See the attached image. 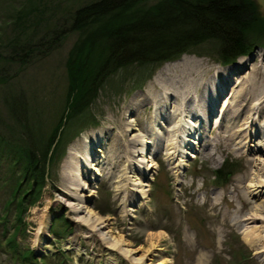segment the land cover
I'll list each match as a JSON object with an SVG mask.
<instances>
[{"label":"rangeland","instance_id":"374dc122","mask_svg":"<svg viewBox=\"0 0 264 264\" xmlns=\"http://www.w3.org/2000/svg\"><path fill=\"white\" fill-rule=\"evenodd\" d=\"M86 1L88 0H0V41L6 40L12 28L16 27L11 20L19 8L38 3V10L31 17L40 18L41 28L46 19L50 22L54 16L61 17L66 7L71 11L73 7ZM74 38L75 34L67 33L57 44L48 49L43 46L44 51L32 53L23 65L0 60V65L3 64L4 67V80L0 82V217L5 215L4 210L7 209V234L15 237L21 249H30L35 262L29 264H109V255L114 258L115 264H134L129 256L105 247L107 242L95 230H89L88 224L79 220L77 215H87V208L100 216L101 224L105 226L101 229H110L111 237L122 238L127 243L126 246L135 249L132 255L145 254L149 258L145 261L149 264H264L262 257L254 253V245L241 238L243 228L231 227L221 221L216 213L219 209L230 213L233 205L246 209L247 206L237 196L236 186L240 181L242 184L251 185L249 187L254 195L247 197L255 202H264V195L256 197L257 189L261 187L256 185L264 183V171L260 169L259 162L256 167L247 161L251 149H254V155L264 160V152L261 153L264 148H254L257 141L264 140V135L255 133L259 124L264 126V112L262 109L257 111L259 106L251 109L254 125L244 129L247 136L241 140L243 145L239 149L223 150L218 145L214 147L216 128L212 126L209 130L208 127H202L204 139L200 145H186V152H180L177 156L173 154V158L167 162L166 153L162 150L169 134L161 126L158 129L160 134L152 135L149 149L144 146L141 149L144 152L134 151V162L131 163L136 169L134 181L128 176L132 165L127 167L125 157L120 158L118 152L116 156L112 149L113 139L119 134V121L122 113H125L124 105L129 104L132 108L131 115L134 116L131 118H137L139 114L142 118L148 117L151 114L148 111L150 107L145 105L144 98L151 91H161L154 87L165 68L179 71L190 67L192 72L188 78L192 83H216L217 93L214 91L209 99L214 102L212 110L219 116L221 100H225L231 92V98H237L250 82L247 76H251L258 85L263 84V44L225 64L217 62L207 54L183 53L176 59L161 63L140 86L131 89L127 73L119 71L112 75V81L104 82L91 102L90 112L96 123L78 128L76 122H70L72 126L60 155L50 164L49 174L38 197L24 210V233L13 232L14 200L7 204L8 192L13 184L4 179L8 174L9 147H21L27 144V138L17 118L10 117L3 100L6 96L10 98V95L18 96L23 92L29 113L26 123L34 128L36 137L38 131L48 134L63 106L67 88L64 60ZM262 40L264 41V37ZM243 60L247 64L236 72L238 74L232 75L230 83H225L223 78L218 82L214 75L215 69L231 67L235 62ZM218 84L224 85L221 93L218 92ZM167 96L166 109L157 113L156 121L163 114L167 121L172 107L177 104V101H169L173 94L168 93ZM161 97V100L166 99L163 94ZM232 100L230 108L224 111V120L234 109ZM208 111L206 113L209 114ZM93 133H98L102 139L99 145L92 147V152H95L99 146L102 150L96 151V154H104L102 165L96 166L100 173L89 171L87 177L83 178L85 186L80 185L73 195L68 194L64 191L65 188L69 190L65 185L71 184H67L65 176L73 174L72 162L75 164L77 158H87V154L82 153L79 147ZM179 143L181 145L182 141ZM156 147L159 152L155 154ZM203 148L214 152V161L201 153ZM192 153L194 155L190 156ZM149 164H152L150 169ZM222 165H229L231 171L220 178L217 177L216 170ZM261 166L264 168V164ZM228 190L232 191L234 203L223 198L218 207L208 204L209 196H215L217 191ZM77 201L87 205L84 211L71 210L70 204ZM48 214L46 233L37 237L36 229ZM263 223L264 220L256 219L247 228L251 229ZM6 231L0 223V234ZM75 231H80V234L74 236ZM4 247V244L0 246V264H21Z\"/></svg>","mask_w":264,"mask_h":264},{"label":"trees","instance_id":"16d2710c","mask_svg":"<svg viewBox=\"0 0 264 264\" xmlns=\"http://www.w3.org/2000/svg\"><path fill=\"white\" fill-rule=\"evenodd\" d=\"M38 3L15 11L11 33L0 41V60L23 65L35 52L44 51L67 33L75 38L64 60L67 88L63 106L52 130L38 131L26 123L29 113L23 92L4 98L10 117L17 118L27 144L9 147L8 174L12 182L7 204L14 200L12 230L24 233V210L36 200L49 174V166L76 122L78 128L95 124L90 112L104 82L112 75H129L130 89L140 86L164 61L183 53L207 54L217 62L229 63L239 55L264 45V16L255 0H88L54 16L40 25L31 15ZM60 22V24H59ZM0 65V82L4 67ZM230 166L216 170L217 177L229 173ZM0 217L6 231L7 209ZM1 235V234H0ZM19 259L21 264L34 263L30 249H21L12 234L2 232L0 246ZM21 257V260H20Z\"/></svg>","mask_w":264,"mask_h":264},{"label":"bare ground","instance_id":"6f19581e","mask_svg":"<svg viewBox=\"0 0 264 264\" xmlns=\"http://www.w3.org/2000/svg\"><path fill=\"white\" fill-rule=\"evenodd\" d=\"M246 64V61L243 60L239 63L235 62V64L231 65V67L223 66L220 69H215L214 75L217 77L218 82H220V80L223 78L226 81L225 83H230V80L233 78L232 75L238 74L236 72H239L241 68H243L242 66ZM191 70L192 69L190 67H184L179 71H173L171 69L169 70L168 68H165L163 70L164 72L161 71L162 74L156 80L154 87L156 90L161 91L157 92L155 90V93H152L151 91L144 98L145 105L150 107L148 111H150L151 114H149L148 117L142 118L139 114L137 118H131L134 116L131 115V113H133L132 108H130L129 104L124 105L123 111H125V113H122V117L119 121V134L113 139L112 149L115 154L117 152L119 153L120 158L125 157L127 167H130L132 165L131 163L134 162V151L136 150L138 153L142 151L144 152V150H141L144 148V146H147V149H149V146L152 144V135H159L160 131L158 129H161L162 127H165L167 134H169V138L165 140V143H163L164 146L162 150V152L165 151L164 153H166L165 159L167 162L173 158V154L177 156L180 155V152H186L184 149L186 145L194 143L200 145V142H202L204 139L203 132L201 130L202 127H208L209 130L212 129V126L216 128L214 132V147L218 145L223 150H233L239 149L243 145L241 140L244 136H247L243 132L244 129L248 128L249 125H254V118L251 115V109L253 107L259 106L257 111L262 109L264 112V82L263 84L258 85L256 81L251 78V76H247L248 81H250L249 84L242 89L237 98H231V92L230 95H227L228 97L225 98V100H221V107L219 104L220 113L219 116H217V113L214 112V109L212 110L214 102L210 101L209 99L210 95L213 94L214 91L217 93V90L215 89L216 83H213L212 85L205 84L204 82L199 84L192 83L188 78L192 72ZM217 89H219L218 92L221 93L224 90V85L218 84ZM168 93L173 94V98L170 97L169 101L173 103L177 101V104L172 107L167 117V121L164 119V116L166 117L164 114L159 115V119L156 121L157 113L163 109H166ZM162 94L166 99L161 100ZM230 100L234 101L232 103L234 109L229 117L225 118L224 120V111L226 108H230ZM248 104H250V106L247 107ZM206 110L210 111H208L209 114L206 113ZM152 111L154 113L153 115ZM216 116L217 118H215ZM152 127H154V129ZM255 133H261L264 135L263 124H259V128L257 127L255 129ZM195 138H197V140ZM101 140V136L98 135V133H93L91 138L85 140V143H81L79 149L82 153L87 154V158L85 160L77 158L75 164L73 162L71 163V165L74 166V171H72L73 174L69 175V177L65 176V181H67V184H71L65 185V187H67L69 190L65 188L64 191L68 194L73 195L72 193L76 191L78 186H85L83 178L87 177L86 174L88 175L89 171L94 170L95 173H100L99 168L96 166L102 165L104 154H96V151L101 152L102 150L99 146L96 147L95 152H92V147L99 145ZM162 141L163 139L161 142ZM180 141H182L181 145L179 143ZM255 145L257 146L254 147L255 150H261L260 147L264 148V140L257 141ZM251 150L252 151L250 155H247L248 163L250 165H255L256 167L258 162L263 165L264 160L258 155H254V149ZM157 152H159V149L156 147L154 153L156 154ZM262 152H264V150H261V153ZM201 153L211 157L213 161L215 160L213 151L208 152L205 148H203ZM100 155L101 157H99ZM193 155V153L190 154V156ZM261 165L260 169L264 171V168ZM151 166L152 164H149V169ZM135 171L136 169L133 165L131 169L128 170L129 179L131 177L133 181L134 178H136ZM257 171L259 172L258 169ZM249 186L251 185L242 184V181H240L236 186L238 190L237 196L241 202L247 206L245 210L242 208H237L233 205L234 208L230 213L227 211H221L220 209L216 211V213L221 221L227 223L231 227H242L243 230L241 231V238L244 242L254 245V253H256L257 256L262 257L261 259L264 260V223L260 226L252 227L251 229L247 228L250 226L249 223L255 221L256 219L264 220V202H255V200L252 201L249 197H247L250 194L254 195V192L252 193L251 190L252 188ZM256 186H261L259 189H257L258 191L256 197L264 195V183L259 185L257 184ZM141 197L143 198L142 195ZM223 198H227L231 203H234L232 191L228 190L226 192L217 191L215 196H209L208 204L211 207H218L221 199ZM86 206L87 205H84V203L79 201L70 204L71 210L76 212L78 210L84 211ZM86 211L88 213L87 215H77V217L82 223L88 224L90 226L89 230H95L96 234L98 233L100 238L107 242L105 247L114 250L116 249L123 255L129 256L130 261H132L134 264H149L148 261H145L146 259H149L147 256H145V254L132 255L135 249L126 246L127 243L122 238L114 236L111 237L110 229H101L105 226L101 224L102 221L100 220V216L95 211H93L91 208H87ZM48 218L49 214L42 219L40 225L37 227L35 232L37 237L40 234L46 233V223L48 222ZM79 234L80 231H75L73 233L74 236ZM107 258L110 261L109 264H115L114 258L112 256L109 255Z\"/></svg>","mask_w":264,"mask_h":264},{"label":"water","instance_id":"95a60500","mask_svg":"<svg viewBox=\"0 0 264 264\" xmlns=\"http://www.w3.org/2000/svg\"><path fill=\"white\" fill-rule=\"evenodd\" d=\"M258 5V11L264 16V0H255Z\"/></svg>","mask_w":264,"mask_h":264}]
</instances>
